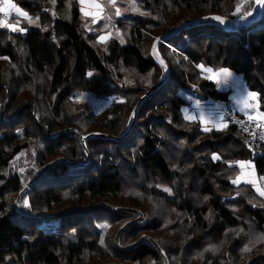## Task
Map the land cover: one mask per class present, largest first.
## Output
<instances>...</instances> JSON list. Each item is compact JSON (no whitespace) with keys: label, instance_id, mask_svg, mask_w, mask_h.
<instances>
[{"label":"trees","instance_id":"obj_1","mask_svg":"<svg viewBox=\"0 0 264 264\" xmlns=\"http://www.w3.org/2000/svg\"><path fill=\"white\" fill-rule=\"evenodd\" d=\"M50 1L13 0L38 16L44 31L26 29L19 37L0 29V57L16 66L0 75V264H264V239L256 242L264 237V199L251 184L232 183L239 161L253 163L264 177V143L249 150L247 137L229 125L204 132L184 118L186 101L178 95L198 86L204 99L227 102L229 94L202 77L197 65L228 68L258 94L264 113V15L237 33L206 25L163 42L160 53L171 75L146 100L128 137L83 141L92 134L123 135L141 97L164 75L151 47L150 54L145 49L148 35L153 44L208 15L240 18L233 15L239 0H144L148 16L131 14L112 27L125 44L113 34L101 41V23L87 29L78 0H52L54 10L44 12ZM68 4L71 20L65 21L59 15ZM15 39L24 44L25 59L17 57ZM76 92L124 101L88 115L79 107L72 111ZM32 145L39 146L34 158L40 170L22 158ZM74 186L78 206L65 202ZM7 192L18 197L14 206ZM47 220L54 229L46 228ZM108 236L115 238L112 253L104 247ZM211 246L215 253L204 251Z\"/></svg>","mask_w":264,"mask_h":264},{"label":"rangeland","instance_id":"obj_2","mask_svg":"<svg viewBox=\"0 0 264 264\" xmlns=\"http://www.w3.org/2000/svg\"><path fill=\"white\" fill-rule=\"evenodd\" d=\"M102 1V0H101ZM144 0H134L135 6L138 10L133 11L131 8V5L133 3V0H116L115 6L113 7L112 5H110L108 3V0H103L102 4H103V8H104V12L102 14V16H110L111 19H100V18H96L95 22H94V18H84L83 20V25L87 27V29H93L97 26V23H101V27L100 30L103 32V34H113L120 42L123 41V39L120 37L119 33L116 30H112V27L115 26L116 22H123V21H129L130 20V15L131 14H135V15H141V13H147V16L149 15V13L142 7V3ZM51 3H48L46 6H43L44 12L50 13L49 10H54L55 8V2L54 1H50ZM78 4L80 5L81 8V4L78 0ZM237 4H241L242 6V11L245 9L246 7V3L245 0H239ZM0 8H2V5L0 4ZM116 8H119L121 10V16H116L115 15V10ZM236 8V6H235ZM235 8L233 10V12L235 11ZM48 9V11H47ZM25 12V11H24ZM60 18H63V20L68 21L71 20V16H70V5L68 4L65 8V11L62 13V15H59ZM8 23L11 24H16L18 27L20 28H24V29H35V30H45V28L41 27L40 24V20L38 16H30L28 15V17H24V16H17L16 13L13 11L9 14L8 17ZM88 20V21H87ZM7 31H10L8 29H6ZM11 33L16 34L15 36H19L22 37L25 35V31L24 32H12ZM103 34L101 36H103ZM148 40L147 43L144 45L145 49L147 50L148 54H150V47L152 44V38H153V34L148 35ZM108 37V36H107ZM110 37H108L107 39H109ZM106 39V40H107ZM105 40V41H106ZM8 42V40L6 41V43ZM14 44H17V48L16 50L18 51V55L17 57L20 58L21 56L23 57V59H25L26 57V48L24 46V44H20V41L15 39L13 40ZM121 44H125L124 41L121 42ZM16 47V46H15ZM236 55V53H235ZM232 60H230L231 62ZM242 65V64H241ZM16 69V66L8 63V61H1L0 64V75H2V78L5 75H9V70H14ZM2 82V81H1ZM5 85H8L11 89V91H14V86L12 84V82H6L4 83ZM2 85V84H1ZM193 89L191 90H199L198 86H193ZM184 90H179L178 95L182 96ZM201 95V94H200ZM23 96V95H21ZM202 97L204 98V94L202 92ZM72 102H73V109L72 111H74V109H76L77 107L80 108V110L82 112H86L88 115L89 114H94V115H98L99 113H101L102 111L111 108L113 105L116 104H120L124 101V99L121 96L118 95H110V96H106V97H102V98H98L96 96H94L92 93L90 92H76L72 95L71 97ZM44 112H46L43 109ZM79 113V112H78ZM48 117L50 119H53V117L50 114H47ZM72 121H75V117ZM23 122V120H22ZM76 124V123H75ZM0 127H3V125L0 124ZM193 130V129H191ZM87 132V131H86ZM138 133V132H137ZM136 137V132L134 134V137L132 138V142H136L138 141V138ZM43 143H47L46 140L43 141ZM39 146L37 145H32V149L29 150L27 153H25V156L22 158H26L27 161L33 165L36 166V168L38 170H40V166H39V162L40 159L38 158H34L35 156L39 155V150H38ZM171 158H174V154H170ZM61 157V156H60ZM53 159V158H52ZM46 163H49L46 162ZM6 175H8V178L13 176V174H11L10 171L7 170ZM52 180H50L48 183H40L38 184V187L43 188L46 185H52ZM1 185V183H0ZM80 193V191L74 186L72 189H69V192L64 193V197H65V202L68 201H75L76 205H79V201H78V197L77 195ZM5 198L7 199V201L11 202V206H14L18 197H15L12 195V193L7 192ZM69 203V202H68ZM84 204L86 205V202H84ZM160 204V203H157ZM144 209L146 211L150 210V207H144ZM7 213V211H6ZM154 214L159 215V213L154 212ZM78 215V214H77ZM80 217L87 219L86 215H80ZM72 218L69 219V221H71ZM32 221V220H31ZM169 224L172 225L173 222L171 220H168ZM24 226L28 227V223H22ZM44 225L46 226V228L48 230H52L55 227V223L52 220H47L46 222H44ZM119 227V225L117 226ZM166 234V232H158L156 234V236H164ZM113 245V247L116 248V243H115V238H113L112 236H108L107 240L105 242V249L109 251V253H112L114 250H111V246ZM244 257H252L251 253H247ZM194 259H192L189 264L193 261Z\"/></svg>","mask_w":264,"mask_h":264},{"label":"snow or ice","instance_id":"obj_3","mask_svg":"<svg viewBox=\"0 0 264 264\" xmlns=\"http://www.w3.org/2000/svg\"><path fill=\"white\" fill-rule=\"evenodd\" d=\"M79 2L81 5H85V4H88L91 2L93 4V6L96 9H98V12L94 16V22H95L96 18H100V19L106 18L108 20L111 19L110 16L105 17V16L101 15V13L104 12V8L99 2H97V0H79ZM0 3H2L4 5V7L0 8V13H3V17H4V18H0V29H8L12 32H24V31H26V29L20 28L16 24L8 23L7 19L9 17V14L13 11L16 13L17 16H24V17H28V13H26L22 9H20L13 2V0H0ZM108 3L114 7L116 0H108ZM245 3L248 5V7L242 11L241 4H237L235 11L233 12V15L239 16L241 19H247L248 17L253 15V12H252L253 6L258 7L260 9H264V0H245ZM131 8L133 11L138 10L135 6L134 0H133L132 5H131ZM80 10H81V12H84L83 7ZM88 14L89 13H85V15H88ZM115 15L118 17L121 16V10L119 8H116ZM141 15H147V13H141ZM211 19L217 21L220 24L226 23V20L224 19V17H221V16H213V17H211ZM107 38H108L107 36H101L99 39L101 41H105ZM156 39H157V42H159V38H156ZM121 42H123V41H121ZM153 50L155 52V46H154ZM0 59L7 60L8 57H0ZM160 63L163 65L164 64L163 60H161ZM197 67L201 70L202 73L207 74L204 76L205 79L214 81L218 86L230 87V86H232V84L235 80L234 74L228 68L213 69L211 67H206L203 64L197 65ZM165 70H166V66H165ZM88 76L91 77L92 73L89 72ZM128 83H130V81H128ZM257 95L258 94L256 92L245 91L244 94L242 96H240L236 102L238 104L243 105L242 110H244V109L251 107V105L248 102H249V100H254L257 97ZM196 105H197V107H200V102L196 101ZM185 112H186L185 119L188 120L189 122H196L198 120V122L201 125L211 124L212 126L216 127L218 130L221 127L227 128V124L223 121V117H221L219 122H217V121H214V120L206 117L203 112H200L199 117L187 114L188 110H185ZM245 114L248 115L249 120H252V121L257 120V117L255 115L251 114L250 112L246 111ZM133 115H135V113H133ZM259 120L264 121V113H261L259 115ZM169 122H171V121H169ZM256 126L257 127H264V125H262L260 123H257ZM203 130L207 132V131H210L211 129L209 127L205 126L203 128ZM261 138L264 139V133H261ZM82 139H86V138H82ZM212 158H213V160L219 159V157L215 154L213 155ZM238 163H239L241 169H243L245 167V165L250 164V162H248V161H239ZM240 180H241V177L237 176V178L234 179L232 181V183L234 185L239 184ZM246 183L255 184L256 181L249 179L246 181ZM158 187H159V185H158ZM163 191L168 193L169 195H172V191L170 188H163ZM257 191H259L261 196H264V191H261L259 188L257 189ZM23 206L28 208V209H31V207H32V205L27 200H24ZM260 239H264V237L257 238L256 242H258ZM100 243L103 245L104 241L101 240ZM250 243H252V245L255 246V242H250ZM204 251L205 252L212 251L213 253H215L216 248H215V246H211L210 248H206ZM243 251L244 252H251V248L249 246L245 245L243 247ZM202 256H203V253H201V257ZM209 264H211V261H209Z\"/></svg>","mask_w":264,"mask_h":264},{"label":"crops","instance_id":"obj_4","mask_svg":"<svg viewBox=\"0 0 264 264\" xmlns=\"http://www.w3.org/2000/svg\"><path fill=\"white\" fill-rule=\"evenodd\" d=\"M97 2H99L103 6V4H102L103 0L102 1L97 0ZM0 4L2 5V7H4V5L2 3H0ZM82 7L84 8V12H81V14L85 18H89V19L94 18L95 14L98 12V9H96L91 2L88 4H85V5H81V8ZM85 13H89V14L85 15ZM102 14L103 13H101V15ZM0 18H3V13H0ZM103 36L110 37L111 35L110 34H103ZM230 71L234 74V77H235V80H234L232 86H230V87L218 86L213 81L214 84L216 85L217 90L221 93H227V94H229L230 98H233V100L235 101V110L237 113L245 114V112L247 111V112H250L251 114H253L254 113L253 109H255L256 112L253 115H255L257 117V119H259V115L261 113L259 111H257L258 98H259L258 95L254 100H249L248 103L251 105L250 108L242 110L243 105L238 104L236 101L240 96H242L244 94L245 91H249V92H251V91L248 90L246 82L241 75H237L232 70H230ZM182 97L186 101V104L182 107V110H181L184 118L186 115L185 110H188L187 114H190V115H193L196 117H199L200 112H203L206 117H208L214 121H217V122H219L220 118L223 117V104H222V102L212 100V99H204L202 97V92L200 90L196 89L192 92L183 93ZM196 101L200 102V107H197ZM223 121L225 122L224 118H223ZM196 122H198V120ZM200 126H201L202 130L205 126H207L211 129L210 131H207V132L203 130L206 133L214 132V131H221V130L225 129V128L221 127L218 130L216 127L212 126L211 124H209V125H201L200 124ZM237 165H238L239 170H240V174L238 176L241 177L239 184L246 183V181L249 179L255 180L256 181L255 184H251V183H246V184H251L254 187L258 196H260L261 198L264 199V196H261L259 191H257L258 188L261 191H264V177L263 178L258 177L253 163L250 162V164L245 165V167L243 169H241L239 163H237ZM239 184H236V185H239Z\"/></svg>","mask_w":264,"mask_h":264},{"label":"water","instance_id":"obj_5","mask_svg":"<svg viewBox=\"0 0 264 264\" xmlns=\"http://www.w3.org/2000/svg\"><path fill=\"white\" fill-rule=\"evenodd\" d=\"M252 12H253V15L248 17L247 19H241V18L230 19V18L224 17V19L226 20L225 24H220L217 21L211 19V17H213V16H221V15H208V16L193 20L191 22L184 23V24L176 27L175 29H173V30L167 32L166 34L158 37L159 42H157V39H155L153 41L152 46H151V57L155 61V63L157 65H159L164 70V75L162 76L160 81L152 89H150L145 95H143L141 97L140 101L137 103V105L134 109L135 115L132 116L130 124H129L127 130L125 131V133L118 138L114 137V136H107L104 134H98V135L92 134V135L83 137V138H86V139H83V141L94 140V139L99 138V139H111L113 141L121 142L128 137V135L130 134V132L133 130V128L135 126V123L138 119V115L141 111V108L145 104L146 100L153 93H155L161 87H163V85L166 84V82L168 81V79L171 75V69H170L169 65L167 64L166 60L163 58L162 54L160 53V45L163 42H166V41L176 37L177 35H180L181 33H183L184 31H186L190 28L206 26V25L219 27L221 29H224L227 32H230V33H237L241 29H245L249 25L255 24L264 15V9H260L258 7H255V6L253 7ZM221 17H223V16H221ZM154 46H155V52L153 50ZM161 60H163V62H164L163 65L160 63ZM165 66H166V70H165Z\"/></svg>","mask_w":264,"mask_h":264},{"label":"built area","instance_id":"obj_6","mask_svg":"<svg viewBox=\"0 0 264 264\" xmlns=\"http://www.w3.org/2000/svg\"><path fill=\"white\" fill-rule=\"evenodd\" d=\"M199 71L202 77L207 75L206 73H202L200 69ZM222 104L223 118L225 122L228 125L238 129L243 135L247 137L248 148L250 150H254L264 143V139L261 138V133H264V127L256 126L257 123L264 125V121H260L259 119H257L256 121H252L249 120L248 115L237 113L235 110V101L233 100V98H229L227 102H223ZM253 110L255 113L256 110Z\"/></svg>","mask_w":264,"mask_h":264},{"label":"clouds","instance_id":"obj_7","mask_svg":"<svg viewBox=\"0 0 264 264\" xmlns=\"http://www.w3.org/2000/svg\"><path fill=\"white\" fill-rule=\"evenodd\" d=\"M259 97V96H258ZM229 98H230V96H229ZM259 99V98H258ZM223 103V102H222ZM257 111H259L260 112V110L257 108ZM260 113H262V112H260ZM228 125V124H227ZM230 126V125H229ZM238 130V129H237ZM249 149V148H248ZM250 150V149H249Z\"/></svg>","mask_w":264,"mask_h":264}]
</instances>
